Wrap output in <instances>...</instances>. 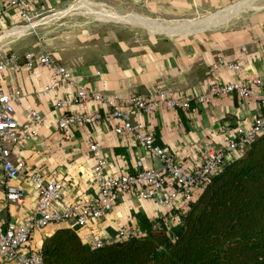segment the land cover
Returning a JSON list of instances; mask_svg holds the SVG:
<instances>
[{"label": "crops", "instance_id": "obj_1", "mask_svg": "<svg viewBox=\"0 0 264 264\" xmlns=\"http://www.w3.org/2000/svg\"><path fill=\"white\" fill-rule=\"evenodd\" d=\"M73 1L75 0H28L32 17L60 9ZM233 1L129 0L142 13L146 11L149 16H154L152 19L162 22H165L164 18L184 20V16L194 19L203 14L201 12L208 13L219 6L223 8ZM256 2L257 0H242L233 5L254 7ZM81 5L92 6L96 12L105 14L100 5L90 0H80L46 18H56L68 9ZM97 6L101 9L94 8ZM227 8L229 6L223 10ZM119 16L124 22L153 31L147 32L145 29L144 33L128 32L97 26L96 29L81 30L66 36L68 38L51 46L47 53L56 62L70 69L75 83L122 98L132 94L148 96L157 88H167L176 96L192 99L206 91L210 85L237 77L256 76L264 84V10L255 9L242 15L239 13L223 24L186 33L174 30V26L172 29L150 26L153 22L135 16ZM17 21L18 12L0 3V29ZM36 23L37 21L30 22L22 28ZM19 28L22 29L10 28L3 35L12 36L10 32ZM172 33L179 34L169 35ZM5 52H13L21 64L17 71H0V89L14 85L21 93L13 104L14 117L20 122L25 121L29 111L35 110L41 116V121L36 125L33 136L21 138L17 144L10 146L11 158L22 159L26 166L19 178L24 198L19 207L5 202L0 177V221L7 222L16 215L32 211L36 193L29 179L31 172H38L45 179L60 183L58 206L94 195L97 190L90 184L93 158L88 149V144L93 141H98L101 145L106 174L127 173L133 170L137 161L145 168L159 166L157 159L147 154L133 136L115 134L112 130L113 121L107 117L106 108L93 100L74 103L69 106L68 111H98L101 119L91 124H76L69 140H64L55 125L62 110L54 106V100L72 96L74 86H63L55 82L46 67H28L23 64L22 55L30 51L17 53L1 50L0 56ZM217 56L226 60H241L242 67L235 74L222 63L213 70L211 64ZM51 83L54 84L53 90L42 94L41 90ZM258 113L259 107L255 101H242L230 94L212 98L209 103L200 107L196 116H190L181 110L165 109L151 114L132 111L131 116L133 120L143 123L155 143L172 153L181 166L189 170L200 158L196 142L217 144L222 134H231L235 126L247 127ZM166 210V207L153 200L140 198L134 191H130L121 195L110 211L98 218H88L85 225L78 229V233L83 241L96 238L112 240L119 229L136 228L133 212L140 211L152 219L162 216ZM58 226L66 224L49 223L32 231L26 250L39 249L42 239Z\"/></svg>", "mask_w": 264, "mask_h": 264}, {"label": "built area", "instance_id": "obj_2", "mask_svg": "<svg viewBox=\"0 0 264 264\" xmlns=\"http://www.w3.org/2000/svg\"><path fill=\"white\" fill-rule=\"evenodd\" d=\"M8 8L18 12L19 21L32 18L28 0H0ZM244 51V48H242ZM22 62L28 67H46L58 84L73 85L72 96L55 99L54 106L62 113L57 117L55 125L64 140H69L73 126L91 124L101 119L98 111H68L74 103L93 100L106 108L107 117L113 121L115 134H130L144 148L147 154L157 159V168L142 167L137 161L133 170L117 175L104 173L105 159L98 141L88 144L93 158L90 184L97 192L89 197H82L69 203L60 204V183L45 179L38 172L29 173V179L36 193V202L29 214L16 215L13 220L0 221V262L14 264H42L39 249L26 250V244L32 231L43 228L49 223L63 222L66 226L77 229L83 227L88 218H98L110 211L118 198L124 193L134 191L143 199H150L162 207L172 204L177 198L189 201L192 190L205 184L211 175L223 167L231 155L241 153L258 135L264 133V84L259 77H237L234 80L210 85L206 91L192 99L176 96L172 90L157 88L148 96L132 94L127 97L104 94L96 89L87 88L75 83L73 74L65 65L56 62L50 54L39 51L37 54L25 52ZM235 74L242 67L241 60H226L217 56L211 64L213 70L221 64ZM20 61L13 52H5L0 56V71H17ZM54 84L46 85L42 94L53 90ZM235 95L242 101L253 100L259 107V113L253 117L247 127L235 126L231 134H222L219 143L196 142L200 158L196 165L186 170L179 160L166 149L154 144L152 134L143 123L133 120L132 111L151 114L156 110H181L190 116H196L200 107L205 106L214 97ZM21 93L14 85L0 89V177L4 201L19 207L24 198L19 178L26 170L22 159H12L10 146L17 144L21 138H29L36 131L41 116L31 110L25 121L14 117L13 104ZM138 233L135 227L119 229L114 239ZM113 240V239H112ZM110 241L96 238L86 243L99 246Z\"/></svg>", "mask_w": 264, "mask_h": 264}, {"label": "trees", "instance_id": "obj_3", "mask_svg": "<svg viewBox=\"0 0 264 264\" xmlns=\"http://www.w3.org/2000/svg\"><path fill=\"white\" fill-rule=\"evenodd\" d=\"M166 208L133 212L138 233L99 246L58 226L40 243L42 264H264V133Z\"/></svg>", "mask_w": 264, "mask_h": 264}, {"label": "rangeland", "instance_id": "obj_4", "mask_svg": "<svg viewBox=\"0 0 264 264\" xmlns=\"http://www.w3.org/2000/svg\"><path fill=\"white\" fill-rule=\"evenodd\" d=\"M80 1L75 0L69 2V4L63 6L60 9L52 10L50 12H45L37 16H33L29 21H17L3 29H0V51L1 50H10L17 53H22L25 51L36 52V51H46L51 48L56 43L63 42L64 39L80 32L81 30H92L96 29L97 26L109 27V28H118L121 30H126L128 32H147L153 31L143 26L132 25L130 23L124 22L121 19V16H135L142 20L153 22L151 24L162 25L173 27L174 30H179L181 33H186L187 31H193L194 29H201L204 27H213L220 25L228 21L230 18L237 16L239 13L247 14L253 12L255 9L264 10V0H257L256 6L250 7L248 5H233L242 0H234L230 2L232 4L213 8L210 12H201L203 14L198 15L194 19H190L191 16H184V20H166L170 18H164L165 22L152 19L154 16H149L146 11L142 13L140 8L134 7V5L129 2V0H90L93 3H96L102 7V10L105 14L96 12L92 6H79L77 8L68 9L62 15L56 18H46L50 17L52 14H55L61 10L66 9L69 5ZM236 1V2H235ZM87 2V1H86ZM233 5V6H230ZM100 6L94 7L101 9ZM223 10L224 8L228 7ZM219 8V9H218ZM217 9V10H216ZM115 11L117 13H115ZM138 13V14H135ZM234 13V14H231ZM119 14V15H118ZM139 14H146L142 16ZM55 16V15H54ZM150 17V18H149ZM117 18V19H116ZM117 20L122 22H117ZM37 21L36 24H33L24 32H18L15 35H3L10 28H18L29 24L30 22ZM169 21V22H166ZM134 22V21H132ZM136 22V21H135ZM137 23V22H136ZM179 26V27H177ZM164 33L161 31H156ZM166 34V33H165ZM179 34V33H172ZM5 36V37H4Z\"/></svg>", "mask_w": 264, "mask_h": 264}, {"label": "bare ground", "instance_id": "obj_5", "mask_svg": "<svg viewBox=\"0 0 264 264\" xmlns=\"http://www.w3.org/2000/svg\"><path fill=\"white\" fill-rule=\"evenodd\" d=\"M104 12V11H103ZM53 16V15H52ZM117 19V18H116ZM123 21H125L124 19H123ZM151 25H155V24H150V26ZM30 27V25L29 26H26V27H21L22 29H18V30H13V31H11L10 32V34H12V35H14V34H16L18 31H22V32H24V31H26L28 28ZM156 27H164V28H167V29H172L173 27H167V26H162V25H156ZM196 30H198V29H194L193 31H196Z\"/></svg>", "mask_w": 264, "mask_h": 264}]
</instances>
